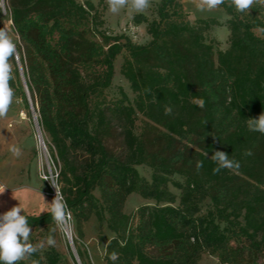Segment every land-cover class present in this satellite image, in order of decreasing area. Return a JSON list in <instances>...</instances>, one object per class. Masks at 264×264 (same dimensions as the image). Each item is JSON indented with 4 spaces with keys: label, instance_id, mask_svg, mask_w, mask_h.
Instances as JSON below:
<instances>
[{
    "label": "trees",
    "instance_id": "1",
    "mask_svg": "<svg viewBox=\"0 0 264 264\" xmlns=\"http://www.w3.org/2000/svg\"><path fill=\"white\" fill-rule=\"evenodd\" d=\"M3 2L78 237L92 217L113 234L104 264H198L203 253L214 255L217 264H264V134L247 123L264 113L259 4L245 12L231 0L218 6L228 17L229 35L227 48L215 50L207 33L222 23L214 17L191 22L180 0H159L151 20L133 16L150 37L143 45L102 30L104 0L98 7L90 0ZM122 52L120 74L135 97L120 90L119 98L107 101ZM9 83L12 88L13 78ZM217 150L238 161L239 169L214 174ZM138 166L151 170L149 180ZM131 194L153 204L126 214ZM22 214L31 229L55 226L50 211ZM113 251L119 254L115 262L109 259ZM77 255L89 264L80 247ZM32 261L61 264V257L53 248L38 249L19 264Z\"/></svg>",
    "mask_w": 264,
    "mask_h": 264
},
{
    "label": "rangeland",
    "instance_id": "2",
    "mask_svg": "<svg viewBox=\"0 0 264 264\" xmlns=\"http://www.w3.org/2000/svg\"><path fill=\"white\" fill-rule=\"evenodd\" d=\"M83 3L85 0H77ZM98 7L99 0H90ZM159 0H150V6L144 12H136L126 6L118 13H112L109 10L107 0H104V10L102 19L104 20L103 31L111 36H123L132 43L143 45L149 42L150 37L146 32L144 24L135 25L133 16L135 14H144L148 20L153 19L156 4ZM183 10L188 14L191 22L198 18L214 17L222 25L212 27L207 33L209 40H215V50H225L228 46L229 32L224 23L228 19L225 12L217 7L213 10L200 11L197 8L198 0H180ZM260 6V16L264 17V4ZM2 22L5 28L9 30L10 35L16 44V53L9 60L12 66V78L14 80L13 101L8 109L7 115L0 118V215L9 211L11 208L20 205L24 214L40 215L50 211V203L53 201L54 179L59 173V164L52 159V151L49 137L42 131L38 115L35 111L30 92L26 85V79L23 73V67L17 51L18 37L13 32L9 16L6 13V4L1 2ZM102 7L99 8L101 10ZM124 53L116 57L114 61V74L110 88L105 92L106 100L112 101L120 97V90L124 92L130 100L135 95L132 93L129 84L120 74V65ZM25 94V98L22 94ZM141 120V117H139ZM136 132L141 127V122H137ZM17 146L21 149L19 157L12 154L10 148ZM113 148L116 145H111ZM140 176L150 179L151 170L145 166L136 167ZM47 177V178H45ZM181 181V178L175 177ZM56 185L60 188L59 178ZM169 189L175 195L180 191L169 186ZM96 197L99 196L95 192ZM152 205L151 201L141 199L137 194H131L124 206L126 214H133L141 205ZM208 201L203 203L201 212L207 210ZM66 226L71 234V243L64 233V224L51 228L31 229L29 239H32L36 245L43 244L39 248L42 252L53 248L61 257V264H81L77 255V248L85 251L89 264H104L103 255L105 244L113 234L107 230L106 225H99L94 217L81 225L83 237H78L75 220L70 213V219H67ZM55 229V231H53ZM52 235L56 241L55 246L47 244V237ZM71 244V245H70ZM77 259L78 262L75 260ZM218 260L214 255L203 253L198 264H217Z\"/></svg>",
    "mask_w": 264,
    "mask_h": 264
},
{
    "label": "clouds",
    "instance_id": "3",
    "mask_svg": "<svg viewBox=\"0 0 264 264\" xmlns=\"http://www.w3.org/2000/svg\"><path fill=\"white\" fill-rule=\"evenodd\" d=\"M107 3L112 13H118L126 6L136 12H144L150 6V0H107ZM223 3L224 0H198L196 6L200 11H206L213 10ZM231 3L238 12H245L250 10L256 3L264 4V0H231ZM260 31L264 32V29H260ZM15 53L16 44L9 30L0 28V118L7 115L13 101L14 91L9 83L12 79V66L9 60ZM193 103L200 108L205 106L203 99H194ZM171 113V107H166L165 115ZM247 123L250 131L264 134V113L260 114L258 118L248 119ZM10 151L17 157L21 155V149L17 146H12ZM246 154L251 155V152L248 151ZM204 155L207 157L208 153L205 152ZM211 158L217 164V167L213 169L214 174L225 168L238 170L240 167L239 162L230 159L224 151H214ZM202 166L203 162L198 161L197 168L199 169ZM54 187L56 188V195L50 203V212L53 221L57 225H63L70 218V211L56 185ZM22 212L23 209L18 205L0 215V264H19L20 261H27L39 248L43 247V244L33 245L29 242L32 230L27 217ZM46 242L49 246H55L56 244L52 235L47 237ZM118 258L119 254L115 251L109 255V259L113 262ZM32 264H37V262L32 261Z\"/></svg>",
    "mask_w": 264,
    "mask_h": 264
},
{
    "label": "built area",
    "instance_id": "4",
    "mask_svg": "<svg viewBox=\"0 0 264 264\" xmlns=\"http://www.w3.org/2000/svg\"><path fill=\"white\" fill-rule=\"evenodd\" d=\"M45 178H47V177H45ZM51 178H52V180L54 179L56 182H57V178H58V174L56 173V175L55 176H51ZM56 182H53L54 183V185H56ZM56 187H57V185H56ZM58 188V187H57ZM58 190H59V188H58ZM52 191H53V196L55 197V195H56V188L55 187H53L52 188ZM59 192H60V190H59ZM70 219V218H69ZM66 222H67V220L65 221V223H64V227H63V229H64V233L66 234V236H67V238L69 239V241H71V234L68 232V228H67V226H66Z\"/></svg>",
    "mask_w": 264,
    "mask_h": 264
},
{
    "label": "water",
    "instance_id": "5",
    "mask_svg": "<svg viewBox=\"0 0 264 264\" xmlns=\"http://www.w3.org/2000/svg\"><path fill=\"white\" fill-rule=\"evenodd\" d=\"M2 2H3V0H2ZM70 243H71V241H70ZM71 245V244H70ZM77 262H78V260L77 259H75Z\"/></svg>",
    "mask_w": 264,
    "mask_h": 264
}]
</instances>
